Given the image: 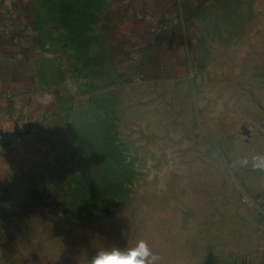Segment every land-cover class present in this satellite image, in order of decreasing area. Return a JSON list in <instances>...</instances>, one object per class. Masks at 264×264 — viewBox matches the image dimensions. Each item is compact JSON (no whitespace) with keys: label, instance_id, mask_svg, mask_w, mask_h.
<instances>
[{"label":"rangeland","instance_id":"1","mask_svg":"<svg viewBox=\"0 0 264 264\" xmlns=\"http://www.w3.org/2000/svg\"><path fill=\"white\" fill-rule=\"evenodd\" d=\"M70 1L29 0L36 98L0 131V264H92L140 239L158 264L255 254L264 171L236 162L264 154V0L129 29L110 0Z\"/></svg>","mask_w":264,"mask_h":264},{"label":"crops","instance_id":"2","mask_svg":"<svg viewBox=\"0 0 264 264\" xmlns=\"http://www.w3.org/2000/svg\"><path fill=\"white\" fill-rule=\"evenodd\" d=\"M195 1L110 0L107 12L120 28L129 29L132 23L177 28L183 12ZM32 9L29 0H0V131L14 126L21 114L31 113L35 103L36 89L28 78L38 73L39 67L31 61L38 59L40 51L36 49L39 36L29 20ZM237 264H264V246Z\"/></svg>","mask_w":264,"mask_h":264},{"label":"clouds","instance_id":"3","mask_svg":"<svg viewBox=\"0 0 264 264\" xmlns=\"http://www.w3.org/2000/svg\"><path fill=\"white\" fill-rule=\"evenodd\" d=\"M240 166L249 164L254 170L264 171V154H256L249 160L244 157L236 162ZM160 257L153 251L149 241L138 240L127 247L111 246L98 249L92 264H158Z\"/></svg>","mask_w":264,"mask_h":264},{"label":"trees","instance_id":"4","mask_svg":"<svg viewBox=\"0 0 264 264\" xmlns=\"http://www.w3.org/2000/svg\"><path fill=\"white\" fill-rule=\"evenodd\" d=\"M100 1L101 0H71L70 3H72V7L74 5H80V4L85 5V7H91V6H95L97 3H100ZM72 7H70L71 13L79 17L78 14H81V12L77 13V11L74 10Z\"/></svg>","mask_w":264,"mask_h":264}]
</instances>
